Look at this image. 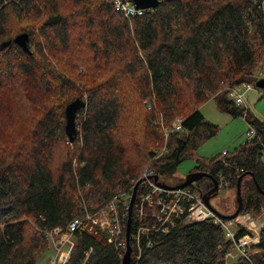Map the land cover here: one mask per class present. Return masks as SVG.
I'll use <instances>...</instances> for the list:
<instances>
[{
    "label": "trees",
    "instance_id": "obj_1",
    "mask_svg": "<svg viewBox=\"0 0 264 264\" xmlns=\"http://www.w3.org/2000/svg\"><path fill=\"white\" fill-rule=\"evenodd\" d=\"M23 33L31 54L15 42L2 49ZM263 65L261 0H159L130 17L114 0H0V264H37L36 254L50 248L37 227H65L86 208L99 209L147 167L160 180L174 175L200 128L210 137L218 132L201 111L212 98L246 117L256 134L232 152L198 157L193 171H210L220 188L236 187L245 174L240 214H259L264 119L237 105L229 88L255 80ZM75 100L87 104L77 111L80 130L71 142L66 107ZM161 117L169 126L183 118L189 132H172L176 144L170 137L160 154ZM190 187L204 196L214 183L203 178ZM133 219L132 230L135 210ZM232 247L212 219L181 222L144 235L139 264H226ZM91 248L86 264H122L105 236L86 232L69 264H82ZM252 250L250 260L233 264H264V230Z\"/></svg>",
    "mask_w": 264,
    "mask_h": 264
},
{
    "label": "built area",
    "instance_id": "obj_2",
    "mask_svg": "<svg viewBox=\"0 0 264 264\" xmlns=\"http://www.w3.org/2000/svg\"><path fill=\"white\" fill-rule=\"evenodd\" d=\"M114 5L117 10L122 11L128 17L143 14L147 10L137 9L135 0H114ZM261 6L264 8V0H261ZM262 72L260 71L256 79L251 82H245L229 88V96L234 99L237 105L249 109L245 103L246 93L259 89L257 79L261 78ZM146 104L147 108L151 110L155 105V98L148 99ZM161 126L166 145L160 154L167 150V141L172 132H189L184 126L183 118H177L174 124L169 126L164 123L161 117ZM249 126L250 129L247 131L248 140L252 139L256 134L255 128L251 124ZM225 163L227 166L230 165L227 161ZM155 177V171L148 168L139 178L142 179L139 186L141 192L139 194L138 188L133 206V212L135 210V226L133 230L131 228L130 236V241L133 239L136 247L135 264H139V260L142 257L144 235L167 233L178 223L200 222L208 219L220 224L224 228L227 237L233 241L232 250L226 256V264H233L241 256L250 260L253 245L260 242L261 231L264 230V213H261L263 215L262 219L247 212L239 214L235 219L226 220L217 215L206 204L204 196L192 189L190 185L181 188H166L160 185V178L156 180ZM219 180L221 185H228L222 174H219ZM135 184L128 192L115 194L99 209L91 211L86 208L83 215L74 217L65 227H37L38 230L43 232L50 248L54 252L49 264H69L76 246L77 236L79 233L84 232L96 236H105L108 244L112 245L118 256L123 259L127 251L126 226ZM41 218L45 219L43 216ZM233 222H235L236 229L233 228ZM242 229L245 232L240 234ZM146 242L150 245L152 242L151 238L148 237ZM92 251L93 248L87 252L82 264L87 263Z\"/></svg>",
    "mask_w": 264,
    "mask_h": 264
},
{
    "label": "rangeland",
    "instance_id": "obj_3",
    "mask_svg": "<svg viewBox=\"0 0 264 264\" xmlns=\"http://www.w3.org/2000/svg\"><path fill=\"white\" fill-rule=\"evenodd\" d=\"M262 72L261 78H264V65L262 70H259L257 74ZM256 74V75H257ZM260 90V89H256ZM263 90V89H262ZM255 91V90H253ZM84 99L86 101V94H84ZM147 101V100H146ZM145 101V104H146ZM260 103L257 105L258 109L264 114V98H262ZM245 103L250 107L249 100L245 97ZM147 105V104H146ZM148 109V108H147ZM201 111L203 112L205 118L213 124L218 125L219 129L216 135L209 136L205 128H200V133L195 137L193 142L189 147V156L178 166L177 171L174 175H167L161 177V181L168 184L176 186L182 182L193 169L197 166V158L210 159L223 152H232L234 149L248 140L247 131L250 129L249 123L244 116L234 117L232 114L221 110L218 107V102L216 99L212 98L202 105ZM256 112V110H254ZM80 119L76 118L77 131L80 130L79 125ZM78 137V133H77ZM171 144L175 145V137L170 136ZM166 145V140L164 139V144L157 148V152H161ZM148 167L144 170V172ZM143 172V173H144ZM195 184L197 182H194ZM224 186V185H223ZM130 188L120 190L119 192H128ZM211 205L221 214L229 215L232 214L238 204L237 201V189L236 187H221L216 196L212 197ZM264 210L259 214H253L255 217L263 218ZM233 228L236 229L235 222L232 223ZM253 252V251H252ZM53 249L49 248L47 250L40 251L36 254L37 264H49V260L53 255Z\"/></svg>",
    "mask_w": 264,
    "mask_h": 264
},
{
    "label": "water",
    "instance_id": "obj_4",
    "mask_svg": "<svg viewBox=\"0 0 264 264\" xmlns=\"http://www.w3.org/2000/svg\"><path fill=\"white\" fill-rule=\"evenodd\" d=\"M159 4V0H135V7L137 9H152L157 7ZM13 42L17 43L18 45H20L25 52L31 54V49L29 47V35L27 33H23V34H19L17 35L14 39H10L6 42H3L2 44V49L6 48L7 46L11 45ZM257 86L261 89H264V78H260L257 81ZM86 102L83 100H75L73 102H71L70 104H68V106L66 107V132L68 134V137L70 139L71 142H74L77 138V125H76V118H77V111L81 108L86 107ZM248 174V173H246ZM245 174H243L242 176L239 177L238 182H237V201H238V208L237 210L233 213V214H229V215H223L221 213H219L212 205H211V197L212 196H216L219 192L220 189V185L218 180L213 177L211 174H209L208 172H203V171H192L190 173H188V175L186 176V178L184 180H182L183 182L179 185L176 186H172V185H168L164 182H161L160 185L166 187V188H181V187H185L188 185L193 184L194 182H197L203 178H210L213 183H214V187L204 195V200L206 202V204L217 214L219 215L221 218L224 219H235L241 212L242 207H243V195H242V187H241V183H242V179L244 177ZM159 176H156L155 179L158 180ZM255 179V177H254ZM256 181V179H255ZM142 182V179H139L135 186H134V192H133V197L130 203V209H129V215H128V219H127V226H126V237H127V251L122 259V264H131L132 261V252H133V248H132V244L130 241V236H131V228H132V221H133V206H134V202L136 199V195L138 192V188L140 186ZM258 188L261 190V192L264 193V191L261 189V187L258 185V183H256Z\"/></svg>",
    "mask_w": 264,
    "mask_h": 264
},
{
    "label": "crops",
    "instance_id": "obj_5",
    "mask_svg": "<svg viewBox=\"0 0 264 264\" xmlns=\"http://www.w3.org/2000/svg\"><path fill=\"white\" fill-rule=\"evenodd\" d=\"M260 90H255V91H249L246 93V98L249 100V102L251 101L252 103H250V111L256 115L257 117L264 119V114L258 109V104L260 103L259 101L264 98V89L262 90L261 88H259ZM256 110V112L254 111ZM203 113V112H202Z\"/></svg>",
    "mask_w": 264,
    "mask_h": 264
}]
</instances>
